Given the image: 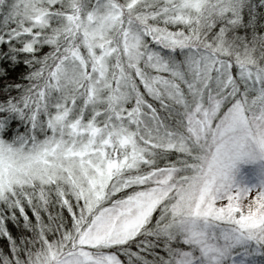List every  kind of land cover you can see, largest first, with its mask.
I'll list each match as a JSON object with an SVG mask.
<instances>
[{"label":"snow or ice","instance_id":"obj_1","mask_svg":"<svg viewBox=\"0 0 264 264\" xmlns=\"http://www.w3.org/2000/svg\"><path fill=\"white\" fill-rule=\"evenodd\" d=\"M0 264H264V0H0Z\"/></svg>","mask_w":264,"mask_h":264}]
</instances>
